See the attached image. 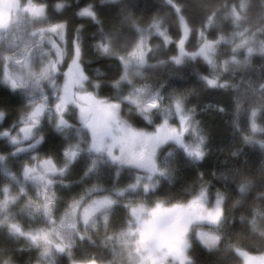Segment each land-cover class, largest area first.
I'll use <instances>...</instances> for the list:
<instances>
[{
	"label": "rangeland",
	"instance_id": "obj_1",
	"mask_svg": "<svg viewBox=\"0 0 264 264\" xmlns=\"http://www.w3.org/2000/svg\"><path fill=\"white\" fill-rule=\"evenodd\" d=\"M174 9L180 37L171 65L188 70L195 58L209 65L212 77H203L202 85L234 90V112L228 119L261 148L264 134L252 129L254 108L236 106L240 89L259 90L264 77L258 70H237L246 51L239 43L243 36L235 14L225 6L214 19L209 18L208 24L219 29L218 39H201L190 52L184 47L188 24L178 7ZM62 10L60 4H53L54 13L48 15L45 4L0 0V84L24 101L22 108L17 107L18 115L6 117L0 109L5 116L0 119V264H64L59 255L69 256L83 240L93 247L88 239L96 236L109 254L107 264H188L191 242L207 250L217 246L223 197L200 187L185 203L148 201L162 174L167 177L166 171L160 173V158L167 159V167L175 155L191 161H200L204 155L195 108L185 106L188 87L179 91L177 83H166L162 76L153 84L146 80L147 74L141 78L134 74L147 65L143 46L150 35L160 37L164 45L171 40L158 21L139 28L142 42L130 52L109 50L122 58H116L120 75L114 99L103 96L110 89L108 84L93 86L91 81L86 83L84 74L73 90V80L81 76V47L78 31L69 41L67 23L53 19ZM76 15L94 19L90 6ZM219 44L229 53L217 52ZM107 46L100 48L105 52ZM104 55L97 59H115ZM247 55L264 61L259 51ZM89 67L94 77H104L96 65ZM187 70L179 72L180 80L194 74ZM223 72L230 81L218 83ZM172 73L168 70L167 76L174 77ZM133 118L150 127H139ZM23 129L27 137L21 138ZM50 182L56 186L46 188ZM99 223L107 227L97 231L93 225ZM235 251L243 264H264V253Z\"/></svg>",
	"mask_w": 264,
	"mask_h": 264
},
{
	"label": "trees",
	"instance_id": "obj_2",
	"mask_svg": "<svg viewBox=\"0 0 264 264\" xmlns=\"http://www.w3.org/2000/svg\"><path fill=\"white\" fill-rule=\"evenodd\" d=\"M32 1L45 4L48 15L54 13L52 11L53 4L61 5L63 10L53 19L67 23L69 41L77 31L80 40L81 56L78 59V64L81 76L73 81L83 82V74L98 79L103 84H108L110 89H105L103 96L109 99H114L112 94L116 90V82L120 75L119 61L116 58L122 59L118 54H110L109 50L121 48V51H125L124 53L130 52L136 43L142 42L139 28L150 27L153 23L160 21L171 41L164 45L163 40L158 36L150 35L146 39L143 46L147 51L146 63L155 73L152 76L146 73L148 77L146 80L155 84L157 79L162 76L166 83H177L179 86L176 87L179 88V91L188 87L184 97L185 106L195 108L196 125L204 138V155L200 161H191L184 156L175 155L167 167L164 166L167 159L160 158V173H163V170L166 171L167 177L162 174L163 177L158 181V186L148 193V201L153 203V200L160 199L165 204L185 203L197 193L200 187L206 188L209 194L219 193L223 197L219 242L215 248L207 250L193 241L188 248V257L194 255L198 264H243L235 250L241 249L252 254H263L264 241L239 230L241 218L253 216L254 209L255 215L264 214V190H261L258 185L253 187L250 177L243 170V165L248 161L258 162L261 148L255 141H245L239 130L228 119L231 117L229 115L234 112V90L228 86L202 85V78L212 77V71L209 65L198 58L190 63L194 74L181 80L179 72L181 75V72L187 69L183 68V65L172 66L170 62V57L176 54L175 43L180 37V26L174 7H178L188 24L189 37L184 43V47L186 51L191 52L198 46L201 39L211 41L218 39V27L208 24L209 18L214 19L220 10L216 8L210 10V5L217 0H171L170 2L165 0H117L114 3L105 4H101L100 0ZM220 2L223 3L224 0H220ZM227 3H231V0H227ZM87 6L92 7L94 19L76 15L77 10ZM118 35L123 37L119 42L117 41ZM101 44L108 45L105 52L101 50ZM69 46L70 51L72 45ZM219 46L221 50L217 49V52L229 53L224 50L226 48L224 44H219ZM99 52L103 55L109 54L115 59L108 58V60L99 61L97 59V55H100ZM250 60L253 68L250 67L249 70L252 73L258 70V74L264 77V61L255 58ZM89 65H96L100 71H104V77H94ZM170 69L173 71L174 77L169 78L167 75ZM223 74L218 79V83L223 80L230 81L229 74L226 72ZM234 79L236 80V78ZM114 80L115 83H113ZM180 82L181 84H178ZM81 86L83 85L80 84L79 88ZM74 87L72 85L71 88L74 90ZM163 91L169 92L168 86ZM23 103L21 98L0 84V109L6 112V117L18 115L20 111L17 112V107L24 106ZM207 105L213 106L215 109L207 108ZM218 107L222 111L216 110ZM251 107L259 108V111H255V121L259 127H264V108H260L258 104H250L249 109ZM133 121L139 127H150L138 118H133ZM262 133L264 134V132ZM82 177V174L75 177V182ZM112 218L118 219L116 215L115 217L113 215ZM96 237H87L89 241L94 242L93 247L86 246L85 240H83L78 243V247L69 256L59 255V261L67 264L66 261L69 258L82 263L94 261L107 264L109 254L105 246L101 245V240L99 241Z\"/></svg>",
	"mask_w": 264,
	"mask_h": 264
},
{
	"label": "clouds",
	"instance_id": "obj_3",
	"mask_svg": "<svg viewBox=\"0 0 264 264\" xmlns=\"http://www.w3.org/2000/svg\"><path fill=\"white\" fill-rule=\"evenodd\" d=\"M115 0H100L101 4L105 3H114ZM228 7L235 14L237 25L240 29V35L243 36V39L239 41L241 45H245L246 56L242 63L239 64L237 70L244 71L247 68L252 67V63L247 54L253 51H259L264 55V0H231V3H227V0L224 2H217L210 5L211 8H216L217 10L224 7ZM131 11V9H129ZM123 37L121 35L117 36V41ZM235 48L236 45H233ZM123 71V68L121 69ZM150 76L155 75L151 66L146 65L143 69H136L135 76L137 78L143 77L145 74ZM91 81L93 86H98L100 84L99 80L93 79L90 76H86V83ZM115 83V80L113 81ZM237 96L240 97V103L236 106L240 107L243 104L245 107L248 104H258L260 108H264V86L261 89L256 90L251 87L242 88L237 93ZM254 111H259V108H254ZM2 115V113H0ZM258 125L256 123L252 124V129L257 130ZM259 131L264 132V127H259ZM245 141H249L250 137L245 136ZM261 154L258 162L254 163L248 161L243 165L244 172L250 177V183L253 187L259 186L261 190H264V141H261ZM227 219V217H226ZM99 231L101 228H106L107 225L99 223L93 225ZM240 231H245L247 234L251 235L254 238L264 241V214L259 216L254 214L248 218H241V225L239 228ZM188 264H198L197 259L194 255L188 257Z\"/></svg>",
	"mask_w": 264,
	"mask_h": 264
},
{
	"label": "crops",
	"instance_id": "obj_4",
	"mask_svg": "<svg viewBox=\"0 0 264 264\" xmlns=\"http://www.w3.org/2000/svg\"><path fill=\"white\" fill-rule=\"evenodd\" d=\"M8 89V88H7ZM3 117H5V116H3V115H0V119L1 118H3ZM28 132H29V130H28ZM27 133V129L26 130H24L23 129V131H22V135H21V138H23L22 136H24L25 134ZM31 133L29 132V135H30ZM26 137H27V134H26ZM4 141L6 140V138L4 137V139H3ZM17 150V149H16ZM56 186V184H53V183H49L47 186H45L46 188H51V187H55Z\"/></svg>",
	"mask_w": 264,
	"mask_h": 264
},
{
	"label": "flooded vegetation",
	"instance_id": "obj_5",
	"mask_svg": "<svg viewBox=\"0 0 264 264\" xmlns=\"http://www.w3.org/2000/svg\"><path fill=\"white\" fill-rule=\"evenodd\" d=\"M77 80L73 82V85L76 87Z\"/></svg>",
	"mask_w": 264,
	"mask_h": 264
}]
</instances>
